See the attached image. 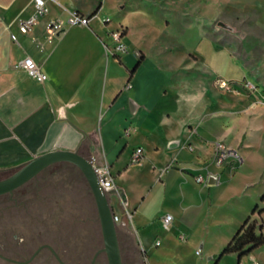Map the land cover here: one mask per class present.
Instances as JSON below:
<instances>
[{
	"label": "crops",
	"instance_id": "obj_1",
	"mask_svg": "<svg viewBox=\"0 0 264 264\" xmlns=\"http://www.w3.org/2000/svg\"><path fill=\"white\" fill-rule=\"evenodd\" d=\"M85 1L48 3L47 14L29 33L21 34L18 25L32 13L33 0H0L3 178L39 155L76 152L110 166L116 189L109 199L116 225L135 237L146 264L259 261L261 253L255 252L264 246L241 258L231 253L217 260L255 205L254 213L264 221L260 200L264 189H257L248 202H240L255 185L252 181L235 186L252 158L242 154L251 148V139L241 144V137L233 136L226 100L207 79L200 84L196 77H170L147 51L145 37L150 31L133 21L145 16L140 11L145 0H100L88 27L65 26L59 34H47L46 24L65 23L69 12L90 16L99 0L89 8L82 6ZM174 1L189 3L185 12L191 6L195 12L209 10L212 14L203 18L211 19L221 10H240L264 0ZM118 14L124 18L113 24L112 17ZM118 29L123 31L119 43L124 51L117 52L111 33ZM26 57L39 66L45 80L27 75L21 66ZM220 140L243 158L232 175L212 163L213 142ZM137 148L142 150L141 161L132 165L130 157ZM170 162L172 167L163 172ZM65 164L70 163H56L42 172ZM206 171L220 173V182L196 183L194 176ZM224 205L228 209L220 213ZM165 214L172 216L168 228L162 223ZM180 234L185 241L179 240Z\"/></svg>",
	"mask_w": 264,
	"mask_h": 264
},
{
	"label": "rangeland",
	"instance_id": "obj_2",
	"mask_svg": "<svg viewBox=\"0 0 264 264\" xmlns=\"http://www.w3.org/2000/svg\"><path fill=\"white\" fill-rule=\"evenodd\" d=\"M94 2L86 0L82 6L89 8ZM188 6L174 0H145L140 9L145 16L133 21L150 31L145 37L147 51L159 59L170 77H196L200 84L207 79L227 102L233 136L241 137V144L250 137L251 148L242 154L245 159L247 154L252 158L243 179L235 184L241 188L254 181V188L240 200L246 203L257 189H264V1L240 10H221L211 19L203 18L212 14L209 10L195 12L191 6L190 12H185ZM123 18L115 15L112 22ZM208 67L221 75L211 74ZM109 204L112 208L110 199ZM227 209L224 205L220 213ZM259 226L260 218L253 213L238 237L250 228L258 233ZM116 232L122 264H146L127 228L116 225ZM4 237H17L16 241L39 237L42 242L53 243L65 264H90L103 248V240L96 204L80 170L72 164L50 167L0 196V239ZM38 244L34 243L32 250ZM6 250L5 254L13 257L11 250ZM255 253H261L257 262L264 264V248ZM40 262L38 259L37 264ZM0 264L6 263L0 259ZM52 264H59L54 257ZM96 264H107L104 252L98 253Z\"/></svg>",
	"mask_w": 264,
	"mask_h": 264
},
{
	"label": "built area",
	"instance_id": "obj_3",
	"mask_svg": "<svg viewBox=\"0 0 264 264\" xmlns=\"http://www.w3.org/2000/svg\"><path fill=\"white\" fill-rule=\"evenodd\" d=\"M48 3L58 4L57 0H33L32 2V13L22 19L18 25V31L21 34L29 33L32 28L38 23V20L41 17H44L48 12ZM93 17L85 16L80 12H69L68 17L65 23L60 21L48 22L46 24V32L49 36H53L61 33L65 26H79V27H88L90 20ZM109 20H105L108 22ZM123 31L118 29L115 32L111 33V37L114 42V50L115 51H124V47L119 43L120 37ZM12 39H16L15 35H12ZM22 68L25 70L28 76L36 79L37 81H43L46 79V75L40 70L39 66L30 58L26 57L21 62ZM225 86V83H222ZM141 148H137L132 152L130 157V163L132 165L139 164L141 161ZM91 164L98 181V185L101 191L109 196L113 191H115V182L114 176L110 170V166L108 164H97L94 158L88 159ZM212 163L223 170L228 171L230 175H232L243 163V158L239 151L233 147H230L224 141H215L213 142V156ZM173 165V162L168 163L163 172L169 170ZM194 180L198 184H203L205 186H209L212 183L220 182V173H213L211 171H206L205 173H198L194 176ZM117 216L114 215V221L116 222ZM172 216L170 214H165L162 217V223L165 228H168L171 224ZM179 240L185 241L186 237L184 234L179 235ZM195 254L199 255L200 250L195 251ZM252 264H259L257 261H252Z\"/></svg>",
	"mask_w": 264,
	"mask_h": 264
},
{
	"label": "water",
	"instance_id": "obj_4",
	"mask_svg": "<svg viewBox=\"0 0 264 264\" xmlns=\"http://www.w3.org/2000/svg\"><path fill=\"white\" fill-rule=\"evenodd\" d=\"M60 162L70 163L80 170L88 183L96 204L103 248L95 253L93 262L99 252H104L107 258V264H122L116 232V222L114 221V214L109 204V196L101 191L96 174L89 161L78 153L70 151H52L34 157L17 171L0 180V195L12 192L33 179L47 167ZM112 193L115 192L113 191ZM121 197L124 200V196L121 195Z\"/></svg>",
	"mask_w": 264,
	"mask_h": 264
},
{
	"label": "flooded vegetation",
	"instance_id": "obj_5",
	"mask_svg": "<svg viewBox=\"0 0 264 264\" xmlns=\"http://www.w3.org/2000/svg\"><path fill=\"white\" fill-rule=\"evenodd\" d=\"M16 238L17 237H12V239H10L8 237H4L3 241L0 239L2 241V246L4 245L5 247L3 250L0 249V259L3 263L37 264V260L40 259V264H52V258L54 257L59 264H65L64 261L61 259L62 254L55 249L53 243H51L50 241L42 242L40 241L39 237L32 238L33 241L27 240L23 237L16 241ZM33 242H39V244L32 250V245L34 244ZM7 248L11 250L13 257H10L9 255L5 254ZM93 258L90 264H96L97 256L94 262Z\"/></svg>",
	"mask_w": 264,
	"mask_h": 264
},
{
	"label": "trees",
	"instance_id": "obj_6",
	"mask_svg": "<svg viewBox=\"0 0 264 264\" xmlns=\"http://www.w3.org/2000/svg\"><path fill=\"white\" fill-rule=\"evenodd\" d=\"M100 7V0L98 6L95 10L90 14V17H93ZM260 200L264 201V195L261 196ZM258 209L255 205L252 209L250 215L243 221L240 227L236 230L232 238L229 242L225 245V247L219 253L217 260L227 254L235 253L237 254L238 258L242 256L248 255L253 249L264 246V233H262V228H264V222L260 220V226L258 229V233L254 232L253 228L248 229L244 232L243 235L238 237L239 232L241 231L243 225L247 222L249 217ZM261 210H259V213Z\"/></svg>",
	"mask_w": 264,
	"mask_h": 264
}]
</instances>
